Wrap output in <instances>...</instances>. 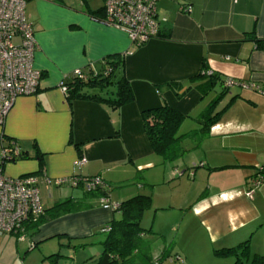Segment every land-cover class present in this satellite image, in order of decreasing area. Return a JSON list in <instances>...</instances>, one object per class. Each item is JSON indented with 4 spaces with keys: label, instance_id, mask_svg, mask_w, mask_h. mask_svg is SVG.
Returning a JSON list of instances; mask_svg holds the SVG:
<instances>
[{
    "label": "crops",
    "instance_id": "1",
    "mask_svg": "<svg viewBox=\"0 0 264 264\" xmlns=\"http://www.w3.org/2000/svg\"><path fill=\"white\" fill-rule=\"evenodd\" d=\"M103 1L26 2L37 43L33 65L42 75L37 92L18 96L0 125V152L15 141L25 154L6 162L3 174L35 176L45 210L65 199L81 206L42 222L30 239L52 255L59 236L62 254L71 259L66 264H94L104 239L100 228L119 215L112 205L142 193L151 197L149 228L162 236L153 240V256L171 244L169 253L180 255V264H233L214 250L245 240L252 253L264 256V0H159L158 35L123 56L134 100L117 108L85 98L68 101L61 90L73 70H98L105 58L131 48L125 32L100 21ZM228 78L238 84L225 89ZM113 91L110 86L103 95ZM217 96L213 112L220 114L206 139L199 146L184 140L187 151L176 164H162L141 113L165 104L186 116L177 132L184 134L199 127ZM82 157L86 162L79 166ZM44 175L101 176L116 190L104 204L81 187L46 184ZM0 239L13 240L17 255L25 243L8 234Z\"/></svg>",
    "mask_w": 264,
    "mask_h": 264
},
{
    "label": "built area",
    "instance_id": "2",
    "mask_svg": "<svg viewBox=\"0 0 264 264\" xmlns=\"http://www.w3.org/2000/svg\"><path fill=\"white\" fill-rule=\"evenodd\" d=\"M159 0H104V15L100 21L126 33L131 48L123 54L129 55L138 48L155 38L159 31L157 17V3ZM27 0H0V125L12 108L15 99L22 95H32L38 90L41 71L34 67L33 59L37 48L33 25L28 21L25 13ZM181 11L190 12L189 6H181ZM68 77L85 78L80 69H75ZM65 80L61 82V90L65 94ZM238 84L228 78L224 82L226 88ZM244 88L254 87L252 84H241ZM21 153L15 141L3 146L0 152V163L14 160ZM86 162L80 158L77 165ZM261 178L252 181L256 187ZM46 184L61 186L68 184L76 187L81 184L86 192H104L109 189L101 176L70 177L51 179L44 175ZM252 190V189H251ZM249 190L246 194L250 195ZM104 204H109V195L100 198ZM113 209L117 205H112ZM40 191L37 178L33 175L9 177L3 174L0 165V236L13 235L17 242H27L28 250H32L36 243L26 234V228L35 223L43 214ZM109 226L100 228L101 233H107Z\"/></svg>",
    "mask_w": 264,
    "mask_h": 264
},
{
    "label": "trees",
    "instance_id": "3",
    "mask_svg": "<svg viewBox=\"0 0 264 264\" xmlns=\"http://www.w3.org/2000/svg\"><path fill=\"white\" fill-rule=\"evenodd\" d=\"M99 12L100 10L95 11L94 16L98 17ZM257 42H260V40H257ZM123 58V55H113L105 58L100 69L93 70V68H89L87 72H84L85 78L68 77L70 80H67V78V81L64 82L66 99L68 101L81 98L97 100L113 108L132 102L134 94L123 73ZM201 75L204 76L206 73L203 72ZM208 76L211 81L216 79V76L212 73ZM110 86L114 87V91L111 92L110 96H105L107 88ZM171 86H174V84H171ZM102 91L104 92L102 93ZM176 96L180 97L177 93ZM219 99L220 96H217L209 103L203 113V118L201 117L202 120L199 119V127L184 134H178L177 132L186 116L165 104L157 108L144 110L141 113L147 139L153 152L160 157L162 164L175 163L184 155L187 151L181 145L184 140H190L195 146H199L206 139L210 127L217 121L220 114V112H213ZM23 157L25 158V154L21 151L15 159ZM5 163H0V165L3 166ZM258 178L262 179V177ZM135 180L138 181V175ZM76 187L82 188L80 183ZM111 188L112 186H109V189L104 192H85L88 195L101 198L105 194L109 195ZM150 206V195L139 193L122 201L114 209L119 213V217L108 224L109 231L104 233V239L101 241V252L96 257L94 264H160L170 258L178 262L183 261L180 255L169 253L171 244L163 246L158 255H152L153 240L162 239V236L154 233L150 228L141 226L143 213ZM80 208V204L72 199H65L53 204L50 208L44 209L43 214L35 223L27 226V236L35 233L42 222ZM99 233L101 232L99 231ZM214 253L217 256H231L234 259L233 264H264V256L251 252L249 240L240 242L233 247L216 249ZM55 255L52 254L50 257L52 258Z\"/></svg>",
    "mask_w": 264,
    "mask_h": 264
},
{
    "label": "rangeland",
    "instance_id": "4",
    "mask_svg": "<svg viewBox=\"0 0 264 264\" xmlns=\"http://www.w3.org/2000/svg\"><path fill=\"white\" fill-rule=\"evenodd\" d=\"M166 165H173L176 164L175 163H165ZM169 172V170H168ZM179 175V174H178ZM141 181V180H140ZM133 183L136 182L132 181ZM166 184L170 185V180H166ZM148 186V185H147ZM158 189H165L167 191V189L165 187H163L162 184L157 185ZM150 188H152L150 186ZM116 190L115 187H113L109 193L112 194V192H114ZM168 192V191H167ZM147 214V215H146ZM150 213H143V216L141 218V226H143L144 228H149L150 224H151V218L152 215H149ZM117 218L119 217V215L117 214L116 216ZM164 231L166 232V236L170 235V230L165 226ZM176 231V226L173 229V232ZM100 235V239L104 238V233H99ZM59 236H56L52 242V244H54L55 246V256H53L52 258L50 257L51 254H44L43 252H41L42 248L47 247L46 245L43 246V242H39L37 244V246H35L32 250L27 249V242L25 243H21L19 244V254L17 255V247L14 243L13 240H9V241H1L0 239V264H66V262H71V259L64 256L62 254V249L66 248V247H62L60 244L62 243L61 241L58 242L59 240ZM62 240V239H60ZM66 245V244H65ZM71 245H74L71 243ZM97 248V247H96ZM60 250V252H59ZM51 258V259H50ZM165 263V262H164ZM163 264V262L161 263ZM174 264H180L178 261L174 262Z\"/></svg>",
    "mask_w": 264,
    "mask_h": 264
}]
</instances>
